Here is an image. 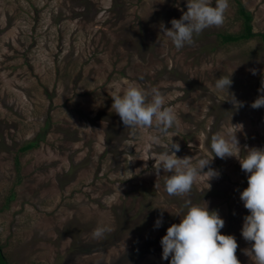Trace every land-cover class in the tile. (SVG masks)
<instances>
[{
    "label": "rangeland",
    "instance_id": "rangeland-1",
    "mask_svg": "<svg viewBox=\"0 0 264 264\" xmlns=\"http://www.w3.org/2000/svg\"><path fill=\"white\" fill-rule=\"evenodd\" d=\"M237 1L257 36L222 43L219 33L242 28ZM184 11L187 0H0V244L9 264H170L161 239L185 199L218 211L241 264H253L240 199L249 174L236 157H214L211 137L236 133L241 158L264 149V107H251L264 80V0H229L222 26L178 50L160 25ZM222 75L244 103L238 110L215 90ZM131 85L158 88L178 126L166 135L125 128L111 96ZM172 142L193 166L213 158L204 171L219 175L200 173L190 196H169L170 173L157 177L153 166ZM98 226L112 231L94 239Z\"/></svg>",
    "mask_w": 264,
    "mask_h": 264
},
{
    "label": "clouds",
    "instance_id": "clouds-1",
    "mask_svg": "<svg viewBox=\"0 0 264 264\" xmlns=\"http://www.w3.org/2000/svg\"><path fill=\"white\" fill-rule=\"evenodd\" d=\"M228 8L229 0H215L214 4L213 0H187V11H184L179 19L171 20V28L162 23L161 32L171 39L176 49H182L186 45L194 44V38L205 29L222 26ZM251 71L253 75L257 72L256 69ZM232 84L231 76L222 75L215 81V90H227L229 93ZM259 92L261 95L251 104L254 109L264 107V80ZM111 97V109L118 114L125 128L133 132L155 126L161 134L166 135L169 129L178 126L174 110L165 106L164 94L158 88L145 90L131 85L122 94ZM226 100H229L236 110L244 106L234 94L229 93ZM153 139L156 144L160 143L158 137ZM239 146L236 133L229 132L226 136L218 132L211 137L214 157H236L241 169L249 174L248 186L240 193V199L250 213L244 218L242 236L245 241L251 243V247L244 249V252L251 257L253 264H264V149L251 148V151L241 158ZM179 150L180 144L172 142L169 147L172 154L166 153L155 158L153 167L157 177L160 176L161 169L164 173H170L165 177L167 194L183 198L190 196L200 173L208 174V181L219 173L211 167L207 172L204 171L213 158L200 159L193 166L188 156L181 158L176 155ZM183 206L187 209L186 213H176L181 217V221L168 227L166 235L161 239L163 259L168 260L171 257L170 264H241L236 254L238 242L234 235L221 233L225 220L218 211H210L207 202L193 203L191 199H185ZM164 210L167 208H161V215L155 222L156 227H160L163 222ZM111 231L110 226H98L93 230L92 237L100 240Z\"/></svg>",
    "mask_w": 264,
    "mask_h": 264
},
{
    "label": "trees",
    "instance_id": "trees-1",
    "mask_svg": "<svg viewBox=\"0 0 264 264\" xmlns=\"http://www.w3.org/2000/svg\"><path fill=\"white\" fill-rule=\"evenodd\" d=\"M238 2V13H239V18L242 19V28L236 32V33H219L218 37L221 39L222 43H236L242 40H248L252 39L257 36V33L253 31V15L250 11L246 10L245 7L243 6L240 1ZM262 37V40L264 41V34H260ZM37 145V140L34 139L32 141H29L25 143L21 149L22 151H27L30 150ZM13 195H10L11 199ZM0 264H9V260L5 253L3 252V246L0 244Z\"/></svg>",
    "mask_w": 264,
    "mask_h": 264
}]
</instances>
